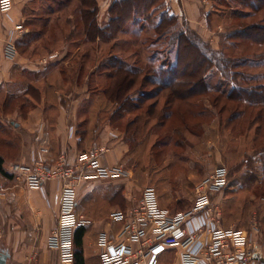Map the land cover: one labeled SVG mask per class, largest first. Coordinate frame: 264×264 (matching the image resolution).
I'll use <instances>...</instances> for the list:
<instances>
[{
    "label": "rangeland",
    "instance_id": "1",
    "mask_svg": "<svg viewBox=\"0 0 264 264\" xmlns=\"http://www.w3.org/2000/svg\"><path fill=\"white\" fill-rule=\"evenodd\" d=\"M115 1L110 0V7ZM179 1L196 4L195 15L192 7L186 12L226 67H213L206 75L209 92L189 103H176L172 118L162 127L150 129L164 113L166 92L158 97L159 108L149 128L126 129L137 115L147 119L149 106L158 98L152 97L157 92L151 81L154 76H146L168 56L167 37L157 36L145 18H136L111 43L92 45L78 20L76 0L19 1L9 14H0V59L21 64L49 61L73 85L84 86L89 79L87 88L94 94L108 86V76L120 64L143 69L137 89L150 93L144 98L143 108L114 125L123 133L130 151L123 164L127 176L116 182L112 199L122 207H130L145 188L154 187L162 203L171 204L175 212L185 211L193 204L196 185L217 169L225 168L228 183L215 196L221 206L222 226L246 230L264 245V102L251 105L245 99L229 98L240 88L255 92L261 88L264 93V42L259 43L261 37H255L256 41L226 38L230 33L243 31L245 26L264 25V9L248 10L235 0ZM156 7L151 13L152 22L161 13L174 14L167 3L162 5L159 1ZM179 10V24L192 29L184 7ZM208 13L215 14L211 32L204 22ZM108 23L105 21L100 27ZM18 25L17 54L9 57V34ZM153 53L154 66L150 60ZM38 78L39 75H26L21 68L12 82L0 77V145L5 156L14 153L15 147H8V141L18 139L15 124L34 107L25 100V94L28 83ZM135 93L137 97L142 95L141 90ZM148 98L151 99L146 101Z\"/></svg>",
    "mask_w": 264,
    "mask_h": 264
},
{
    "label": "crops",
    "instance_id": "2",
    "mask_svg": "<svg viewBox=\"0 0 264 264\" xmlns=\"http://www.w3.org/2000/svg\"><path fill=\"white\" fill-rule=\"evenodd\" d=\"M97 2L98 22L101 26L109 21L110 0ZM166 3L176 16L180 14L179 8L184 7L190 26L206 40L205 35L192 22L188 11L186 12L192 7V14L195 15V3L179 0H166ZM213 14L208 13L204 20L205 27L210 32V23L215 16ZM20 68L26 70V75H39V78L28 83L25 94V100L32 102L34 107L27 110L15 124L18 139L8 141V147L11 148L12 144L15 147L14 153L5 156L0 145L5 168L8 169L12 163L32 164L38 159L54 166L61 156H66L73 164L79 153L98 147L107 149L101 158L103 166L112 167L128 161L130 149L121 130L116 129L115 123L111 122L109 101L102 92H89V79L84 86L73 85L49 61H26V64H21L6 63L0 59V77L7 82H12ZM117 181L120 180L90 181L78 191L76 210L88 221L83 238L85 264H102L100 234L106 232L115 236L121 224L112 220V214L132 207H122L120 202L112 199L116 194L113 188H116L114 186H117ZM1 188L5 189L7 196L0 198V252L9 253L7 264H64L59 252L49 244L50 233L57 225L60 186L51 183L44 189H35L17 183L12 176L0 174ZM159 202L163 208L175 212L171 204ZM178 204L179 199L176 201L177 206ZM181 256L182 251L178 249L165 251L160 256L159 264H177L181 261Z\"/></svg>",
    "mask_w": 264,
    "mask_h": 264
},
{
    "label": "built area",
    "instance_id": "3",
    "mask_svg": "<svg viewBox=\"0 0 264 264\" xmlns=\"http://www.w3.org/2000/svg\"><path fill=\"white\" fill-rule=\"evenodd\" d=\"M19 1L0 0V14H9ZM19 25L9 34L7 53L17 54L16 40ZM104 147L78 154L71 164L61 156L54 166L38 159L32 164L12 163L8 172L17 183L35 189H44L56 183L61 189L57 225L49 238L50 247L60 254L62 263H75V233L88 224L77 212V195L81 186L90 181L121 179L127 176L123 164L103 166ZM228 183L225 168L217 169L196 185L192 206L180 212H171L160 205L154 187L145 188L139 200L130 209L112 214V220L121 224L115 236L102 232V264H159L160 256L168 250L182 251L177 264H264V245L250 232L224 228L221 206L216 194ZM7 196L0 189V198Z\"/></svg>",
    "mask_w": 264,
    "mask_h": 264
},
{
    "label": "trees",
    "instance_id": "4",
    "mask_svg": "<svg viewBox=\"0 0 264 264\" xmlns=\"http://www.w3.org/2000/svg\"><path fill=\"white\" fill-rule=\"evenodd\" d=\"M76 1L78 3V20L84 28L86 40L92 45L97 44V42L103 44L111 43L117 39L122 31L124 32L127 25L139 17L145 18L153 25L157 36L167 37L169 50L167 51L168 56L166 60L157 68L155 66L153 68L154 71L149 76H146H154L151 78V81L155 85L157 92L152 95L153 98H158L163 92L167 93L166 103L163 108L164 113L160 116L158 124H151L153 122L151 118L159 108L160 100L158 98L156 102L149 106L146 120L141 115H137V117L127 124L128 127L126 129L133 127L135 129H145V127L149 128L150 124V129L165 126V123L170 121L174 114L173 108L176 103H189L194 98L209 92V88L206 85V75L213 67H226L224 62L219 61L213 48L196 31L179 24V19L176 15L161 13L158 20L152 22V11L157 8L156 6H158L159 1L164 5L166 4V0H116L109 9V23L105 27H100L98 22L99 5L97 0ZM235 1L248 10L258 11L264 9V4H262L264 0H251L247 3L243 0ZM256 2L260 3L256 5ZM255 37H261L259 43L264 42V25L253 24L245 26L243 31L230 33L226 38L228 40L246 38L256 41ZM155 56L153 53L150 59L153 66L155 65L153 62L156 59ZM142 73L143 69L136 66H126L122 63L108 76L109 84L103 89L102 93L109 101L112 123L120 122L127 115L140 111L143 108L145 104L144 98L150 93L137 89ZM145 81H148V79H145ZM139 90H141L142 95L137 97L135 92ZM255 95H257V98L253 97ZM151 98L146 99V101ZM229 98L231 100L245 99L249 104L255 105L264 102V93L261 88L260 91L257 89L256 92L240 88L238 93L232 92ZM177 111L181 112V110ZM184 127L188 128L187 125H184ZM4 163L5 158L0 152V174L12 176L8 172V169L5 168ZM85 233V227H80L76 230L74 264H85L83 256V238Z\"/></svg>",
    "mask_w": 264,
    "mask_h": 264
},
{
    "label": "water",
    "instance_id": "5",
    "mask_svg": "<svg viewBox=\"0 0 264 264\" xmlns=\"http://www.w3.org/2000/svg\"><path fill=\"white\" fill-rule=\"evenodd\" d=\"M10 257L7 251L0 252V264H7V260Z\"/></svg>",
    "mask_w": 264,
    "mask_h": 264
}]
</instances>
